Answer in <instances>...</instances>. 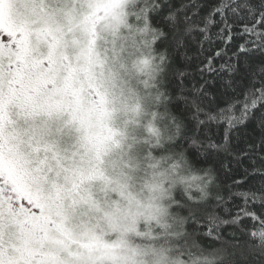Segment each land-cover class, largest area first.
<instances>
[{
    "label": "snow or ice",
    "instance_id": "obj_1",
    "mask_svg": "<svg viewBox=\"0 0 264 264\" xmlns=\"http://www.w3.org/2000/svg\"><path fill=\"white\" fill-rule=\"evenodd\" d=\"M0 264H264V0H0Z\"/></svg>",
    "mask_w": 264,
    "mask_h": 264
}]
</instances>
